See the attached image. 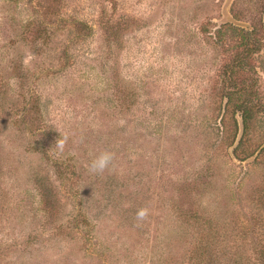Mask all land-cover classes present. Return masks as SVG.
Wrapping results in <instances>:
<instances>
[{
    "label": "rangeland",
    "instance_id": "obj_1",
    "mask_svg": "<svg viewBox=\"0 0 264 264\" xmlns=\"http://www.w3.org/2000/svg\"><path fill=\"white\" fill-rule=\"evenodd\" d=\"M262 242L264 0H0V264H248Z\"/></svg>",
    "mask_w": 264,
    "mask_h": 264
},
{
    "label": "clouds",
    "instance_id": "obj_2",
    "mask_svg": "<svg viewBox=\"0 0 264 264\" xmlns=\"http://www.w3.org/2000/svg\"><path fill=\"white\" fill-rule=\"evenodd\" d=\"M67 137L60 138L56 144V148L62 151L66 145ZM114 161V153L111 151H103L91 159L87 165L88 171L93 174H102L108 170ZM148 215V209L142 208L137 211L136 218L138 221H143Z\"/></svg>",
    "mask_w": 264,
    "mask_h": 264
},
{
    "label": "trees",
    "instance_id": "obj_3",
    "mask_svg": "<svg viewBox=\"0 0 264 264\" xmlns=\"http://www.w3.org/2000/svg\"><path fill=\"white\" fill-rule=\"evenodd\" d=\"M227 27L229 29L236 30L244 41L248 40L249 34L245 30L238 29V28L236 29L230 25ZM228 99L230 102H232V100H233L232 97H230V96L228 97ZM246 104H248V103L243 101V103H241V106L238 107L239 111L242 114V118H243V122H244L245 127L247 126L249 121L252 120V117H253L252 106L250 105V102H249V105H246ZM258 248H259V250H257V252L259 254L258 259L255 262L249 261L248 264H264V243L262 242L261 244H259Z\"/></svg>",
    "mask_w": 264,
    "mask_h": 264
}]
</instances>
